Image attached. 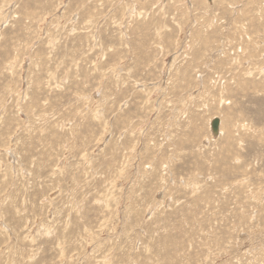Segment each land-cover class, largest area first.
Returning a JSON list of instances; mask_svg holds the SVG:
<instances>
[{
  "label": "rangeland",
  "instance_id": "1",
  "mask_svg": "<svg viewBox=\"0 0 264 264\" xmlns=\"http://www.w3.org/2000/svg\"><path fill=\"white\" fill-rule=\"evenodd\" d=\"M0 264H264V0H0Z\"/></svg>",
  "mask_w": 264,
  "mask_h": 264
},
{
  "label": "water",
  "instance_id": "2",
  "mask_svg": "<svg viewBox=\"0 0 264 264\" xmlns=\"http://www.w3.org/2000/svg\"><path fill=\"white\" fill-rule=\"evenodd\" d=\"M219 124H220L219 118H214V119L212 120L211 128H212V132H213V133L218 132Z\"/></svg>",
  "mask_w": 264,
  "mask_h": 264
},
{
  "label": "bare ground",
  "instance_id": "3",
  "mask_svg": "<svg viewBox=\"0 0 264 264\" xmlns=\"http://www.w3.org/2000/svg\"><path fill=\"white\" fill-rule=\"evenodd\" d=\"M213 120V119H212ZM219 121H220V118H219ZM212 123V121H211ZM219 130H220V124H219V127H218V132L214 133L215 135H217L219 133Z\"/></svg>",
  "mask_w": 264,
  "mask_h": 264
}]
</instances>
